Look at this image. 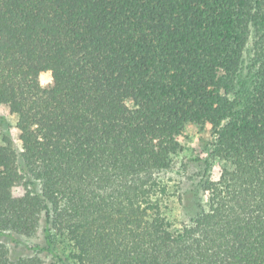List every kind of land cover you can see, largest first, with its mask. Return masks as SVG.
<instances>
[{"label":"trees","instance_id":"16d2710c","mask_svg":"<svg viewBox=\"0 0 264 264\" xmlns=\"http://www.w3.org/2000/svg\"><path fill=\"white\" fill-rule=\"evenodd\" d=\"M0 106L21 144L0 119V264H44L1 241L41 224L74 264H264V0H0ZM188 124L230 168L175 230Z\"/></svg>","mask_w":264,"mask_h":264},{"label":"rangeland","instance_id":"374dc122","mask_svg":"<svg viewBox=\"0 0 264 264\" xmlns=\"http://www.w3.org/2000/svg\"><path fill=\"white\" fill-rule=\"evenodd\" d=\"M255 33L252 30L249 43L244 51L243 67L245 73L252 64L253 41ZM43 84L48 82L47 76L41 77ZM0 119L5 123V128L11 132L16 141L17 149L21 147L17 141L16 117L0 106ZM179 149L171 156V169L161 175L162 184L166 187L163 198V211L175 230L192 222L193 218L202 210L200 205L207 209L208 197L201 184L205 177L218 181L224 169L230 164L218 158H211V151L215 142L210 125L188 124L177 138ZM18 194L20 192L18 191ZM1 241L7 245L16 256L39 255L44 264H60L62 258L67 264H74L70 258L71 247L62 240L55 241L56 255L49 254L39 249L46 247L44 224L38 232L30 238L24 236H4Z\"/></svg>","mask_w":264,"mask_h":264}]
</instances>
